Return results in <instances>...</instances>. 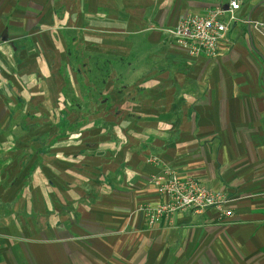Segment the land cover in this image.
<instances>
[{
  "label": "crops",
  "instance_id": "crops-1",
  "mask_svg": "<svg viewBox=\"0 0 264 264\" xmlns=\"http://www.w3.org/2000/svg\"><path fill=\"white\" fill-rule=\"evenodd\" d=\"M229 2L0 0V264H264V0L212 57L166 31ZM166 166L232 215L148 225Z\"/></svg>",
  "mask_w": 264,
  "mask_h": 264
},
{
  "label": "built area",
  "instance_id": "built-area-1",
  "mask_svg": "<svg viewBox=\"0 0 264 264\" xmlns=\"http://www.w3.org/2000/svg\"><path fill=\"white\" fill-rule=\"evenodd\" d=\"M239 8V1L230 0L227 9L216 6L204 14L188 12L166 31L175 42L189 49L193 55L212 57L217 53L219 41L231 23L238 20L235 12ZM224 15L226 16L223 17ZM155 160L153 157L149 158V161ZM152 181L157 185L162 200L155 206L141 209L145 212L147 224L150 226L185 210L213 208L221 215H232L230 198L225 192L208 189L192 176H180L166 166L162 174L153 177Z\"/></svg>",
  "mask_w": 264,
  "mask_h": 264
},
{
  "label": "rangeland",
  "instance_id": "rangeland-1",
  "mask_svg": "<svg viewBox=\"0 0 264 264\" xmlns=\"http://www.w3.org/2000/svg\"><path fill=\"white\" fill-rule=\"evenodd\" d=\"M212 1V3H218V2H225V1H228V0H211ZM237 1H239L240 2V0H237Z\"/></svg>",
  "mask_w": 264,
  "mask_h": 264
}]
</instances>
